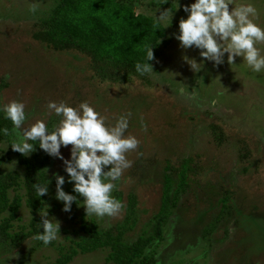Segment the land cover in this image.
Instances as JSON below:
<instances>
[{"label":"rangeland","instance_id":"374dc122","mask_svg":"<svg viewBox=\"0 0 264 264\" xmlns=\"http://www.w3.org/2000/svg\"><path fill=\"white\" fill-rule=\"evenodd\" d=\"M53 1L0 0V96L2 103L22 100L28 122L46 111L49 100H63L73 106L86 100L109 121L131 112L126 131L135 135L139 144L125 153L129 166L114 182L112 192L122 193L124 207L113 217L87 215L86 222L94 219L101 229L122 223L127 214V196L132 194L138 200L137 225L127 232V238L131 241L142 230L150 231L164 177L169 174L178 183L176 176L182 162L191 158L189 180L180 189L177 207L164 230V241L157 249L159 264H240L243 255L252 250L251 240L260 238L255 243L264 245V235L258 230L253 228L248 233L251 218L264 223V72H251L239 57L231 68L225 54L224 64L213 68L211 62H205L201 72L193 73L182 55L199 61L197 50L181 49L171 37L178 31V20L186 15L182 7L175 10V0H167L169 5L159 4L166 0H140L137 13L155 18L156 12L159 15L164 9L174 11L171 24L165 27L160 54L152 65L156 72L123 83L100 80L87 66L89 61L84 55L74 50L56 53L42 45L36 47L30 39L32 26L46 15ZM28 2L36 3L34 13L28 12ZM178 2L184 5L190 0ZM256 5L259 22L264 26V0H256ZM16 14L22 19L8 16ZM213 99L215 104L211 103ZM141 117L146 130L140 128ZM57 119L52 114L46 121L56 123ZM211 125L218 128L213 130ZM219 132H224L222 143L217 139ZM60 151L68 157L67 147ZM10 167L16 168L7 163L6 168ZM47 169L50 179L53 171L64 174L57 158ZM68 184L63 185L64 190ZM50 185L47 208L49 215L60 222L59 240L47 246L31 237L16 247L0 244V264H51L61 249L66 250L72 240L78 239L75 231L80 220L61 211L62 203L53 197L54 181ZM223 196L227 205L220 206ZM54 203L58 208L53 207ZM243 215L246 219L240 220ZM29 218L23 208L16 226H27ZM215 219L217 223H213ZM13 254L16 256L11 257ZM106 256V250H99L77 256L70 264H112ZM250 262L264 264V253L251 254Z\"/></svg>","mask_w":264,"mask_h":264},{"label":"trees","instance_id":"16d2710c","mask_svg":"<svg viewBox=\"0 0 264 264\" xmlns=\"http://www.w3.org/2000/svg\"><path fill=\"white\" fill-rule=\"evenodd\" d=\"M139 2L140 0H54L45 12L46 15L36 26H32L30 39L36 47L42 45L56 53H69L74 50L84 55L89 61L87 66L100 80L123 83L131 78H147L148 75L137 74L133 66L135 62L143 60L146 43L154 46V59L149 62L153 65L166 37V28L163 24L154 22V17L137 13ZM159 4L169 5L167 0ZM8 16L12 20L17 17L22 19L17 14ZM28 16L29 14L24 18ZM1 91L2 85L0 93ZM54 124L53 120L46 121L49 129ZM0 127L9 128L7 137L0 135V244L7 248L16 247L36 232L43 231L38 227L40 216L37 210L47 209L51 199V185L48 194L37 197L32 184L50 179L47 165L54 157L47 155L38 145L27 157L13 151L9 144L15 139V133L12 131L11 122L5 120L2 114ZM211 128L215 130L218 127L211 125ZM224 132H219L217 137L221 143L224 140ZM32 143L35 145L36 142ZM7 163L15 165L16 168L7 169ZM191 163V158L182 162L181 170L176 176L178 183H175L169 174L164 177L159 207L149 224L150 231L142 230L131 241L127 238V232L137 225L138 215L135 212L138 200L134 195L127 196V214L124 221L107 229H101L94 219L86 222L87 215L83 206L78 207L82 197L78 196L69 212L71 219L80 220L79 229L75 231L78 239L72 240L66 250L61 249L60 256L51 264H70L77 256L99 250L107 251L105 260L112 264H159L157 249L164 241V230L177 207L180 189L189 180ZM166 170L172 171L169 167H166ZM65 191L71 192L70 184L66 186ZM114 196L122 199L120 192L114 193ZM220 201V206L227 205L224 196ZM53 207L58 208L55 203ZM23 208L29 213V223L27 226L19 225L18 228L16 222ZM246 217L243 215L240 220ZM215 220L213 223H217V219ZM256 220L251 218V229L254 225L258 229ZM259 239L255 241L259 242ZM254 245L258 246L254 243L253 249Z\"/></svg>","mask_w":264,"mask_h":264},{"label":"clouds","instance_id":"9594fccd","mask_svg":"<svg viewBox=\"0 0 264 264\" xmlns=\"http://www.w3.org/2000/svg\"><path fill=\"white\" fill-rule=\"evenodd\" d=\"M175 3V10L182 7L186 15L178 20V31L171 37L179 42L181 49L197 50L199 61L196 57L182 55L193 73L201 72L205 62H211L213 68L224 64L225 54L231 68L237 64L234 63L235 58L239 57L240 63L251 72H264V48L261 47L264 45V26L259 22L256 0H190L184 5L175 0ZM36 7V3L29 2L28 12L34 13ZM173 12L170 8L160 11L159 15L156 12L154 22L163 24L164 28L169 26ZM153 47L146 43L143 60L133 66L140 76L156 72L149 63L154 59ZM215 102L214 99L211 101L212 104ZM0 114L11 122L15 133V139L9 144L13 151L27 157L38 145L47 155L62 162L64 174L53 171L51 179L32 184L37 197L48 194L49 185L54 181L53 197L62 203L63 212H71L78 196L82 197L79 206H83L86 215L113 217L122 211L123 202L112 192L114 182L129 166L125 153L135 150L139 144L137 137L126 131L131 112L109 121L86 100L75 106L63 100H49L46 111L28 122L29 114L25 111L24 102L13 99L0 103ZM52 114L58 119L49 129L46 120ZM139 125L146 130L142 117ZM0 135L7 137L9 128L0 127ZM32 142H36L35 145ZM61 147L68 148V157L61 153ZM66 182L71 185V192L64 190ZM37 211L40 216L38 227L43 231L36 232L31 239L45 246L58 241L60 222L49 215L48 208Z\"/></svg>","mask_w":264,"mask_h":264},{"label":"flooded vegetation","instance_id":"af4514ba","mask_svg":"<svg viewBox=\"0 0 264 264\" xmlns=\"http://www.w3.org/2000/svg\"><path fill=\"white\" fill-rule=\"evenodd\" d=\"M259 226L257 227L258 229H256L255 227V225L253 226V228L256 230V232H257V230H258V232H259V235L261 234V235H264V234H262V233H264V224H258ZM253 229H251L250 228V230H248V233H250L249 231H252ZM222 231V230H221ZM253 232V231H252ZM259 241H260V239H259ZM251 242L253 243H255V242H257V241H255V238L253 239V240H251ZM253 243V244H254ZM264 245H260V244H258V246H255L254 245V249H253V246H252V250H250V253L249 254H245V255H243V256H245V257H243V260H242V262L240 263V264H253L252 262H250V256H251V254H254V255H261L262 254V252L264 253V247H263Z\"/></svg>","mask_w":264,"mask_h":264}]
</instances>
